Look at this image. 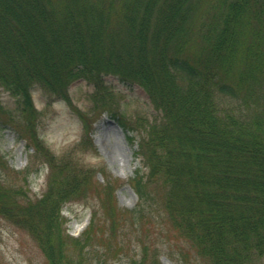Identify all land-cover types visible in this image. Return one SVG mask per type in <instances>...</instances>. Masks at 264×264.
I'll return each mask as SVG.
<instances>
[{"label":"trees","instance_id":"obj_1","mask_svg":"<svg viewBox=\"0 0 264 264\" xmlns=\"http://www.w3.org/2000/svg\"><path fill=\"white\" fill-rule=\"evenodd\" d=\"M108 75L159 112L138 143L139 199L160 180L170 221L210 264L263 258L264 0H0V87L25 110L35 86L67 99L74 81L103 89ZM31 209L18 223L48 264H68L58 206Z\"/></svg>","mask_w":264,"mask_h":264},{"label":"rangeland","instance_id":"obj_2","mask_svg":"<svg viewBox=\"0 0 264 264\" xmlns=\"http://www.w3.org/2000/svg\"><path fill=\"white\" fill-rule=\"evenodd\" d=\"M200 48L195 38L186 52ZM31 99L25 110L0 87V264H48L17 221L42 204L58 206L68 264H210L170 221L160 180H149L145 201L134 191L135 170L148 174L138 143L159 116L140 86L108 75L103 89L78 79L67 99L37 86Z\"/></svg>","mask_w":264,"mask_h":264}]
</instances>
